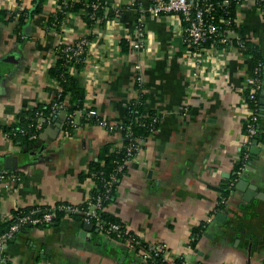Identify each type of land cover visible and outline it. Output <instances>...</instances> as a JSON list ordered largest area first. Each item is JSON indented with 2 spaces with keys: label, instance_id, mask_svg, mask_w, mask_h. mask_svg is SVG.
<instances>
[{
  "label": "crops",
  "instance_id": "crops-1",
  "mask_svg": "<svg viewBox=\"0 0 264 264\" xmlns=\"http://www.w3.org/2000/svg\"><path fill=\"white\" fill-rule=\"evenodd\" d=\"M106 4L120 13L103 25L90 29L82 14L69 12L55 28L48 20L57 0H44L41 11L26 18L16 33V21L9 18L31 7V0H0V171L9 173L0 183V230L17 209L81 204L90 197V165L98 161L103 145L121 143L117 125L128 101L138 95V73L145 108L157 115L158 127L126 163L107 212L143 246L165 244L166 257L174 264H264V201L253 197L244 203V193L235 189L243 176L254 178L248 166L264 181V152L257 160L251 158L252 144L241 167L252 58L230 43L206 48L194 59L175 15L149 14V0ZM139 20L142 46L124 49L122 40L137 39ZM235 20L238 30L228 38L256 44L264 58V19L256 0H238ZM82 37H89V43L77 79L84 106L96 114L83 123L77 111L68 136L57 120L59 132L42 152H23L26 145L12 141L6 127L26 109L52 101L57 92L49 73L54 50ZM48 125L36 139H43ZM14 155L19 166L5 169L3 158ZM84 227L86 223L63 215L46 225L23 227L5 248L9 264H145L122 241Z\"/></svg>",
  "mask_w": 264,
  "mask_h": 264
},
{
  "label": "trees",
  "instance_id": "trees-1",
  "mask_svg": "<svg viewBox=\"0 0 264 264\" xmlns=\"http://www.w3.org/2000/svg\"><path fill=\"white\" fill-rule=\"evenodd\" d=\"M106 1L107 0H57L58 7H56L55 14L49 18L48 22L50 25L58 28L60 22L67 13H79L83 15L86 24L90 29H92L94 25H103L106 20L116 18L120 13V9H113L109 7L106 4ZM211 1L214 3H220L222 0ZM228 1V5H217L216 8V15L218 18H229L231 21L229 25L220 23V30L223 31L228 28L237 31L238 25L236 24L235 20V5L238 0ZM43 2L44 0H31V7H24L9 18V20L14 18L13 20L16 21V25L14 27V31L16 33L21 32L26 18L31 19L32 16L41 11ZM94 4H96V7L93 6ZM256 6L264 19V0H256ZM220 35H222L221 32ZM86 38L89 41V37ZM230 43H236L243 54L252 58L253 67L259 66L260 78L261 81H263L264 58L260 54L256 44L244 39L243 37H239V40L232 39L230 42L225 44H220L217 42V39H214L207 42L204 46L208 47L209 45L214 44L217 47H224ZM121 44L124 49H126L128 46V43L125 39L121 41ZM64 46V44H60L55 48V63L49 68L50 76L52 80L58 84L60 90L56 92L50 103L42 105L39 104L32 107L31 109H26L23 111L18 116L19 121L7 126L5 131H11L12 129H24L28 133H32L34 131L37 112H42V115L48 118V123H50L53 119L60 120L62 122V129L68 130L69 132H72L74 128V126L71 124V120H73V116L77 111H81V122L85 123L93 119V116H87L88 108L84 106V90L79 85L77 79V72L83 67L84 64L85 53L77 58L68 59L65 54L61 52V49ZM135 88L138 92V95L134 99L128 101L124 111V117L119 123L120 135L122 139L121 143L119 145L115 143L103 145L99 150L98 161L93 162L90 165L87 174L91 176L94 181V187L90 193L91 197H94L99 193L105 195L103 181L108 179L111 174H115L116 180L113 182L109 193L106 194L107 198L103 201L100 212L101 216L106 220L118 223L120 222L117 221L109 212H107L106 208L111 203V201H113L117 181L125 173L126 163L137 153V150H132L129 154L127 148L130 145H137L139 142L145 140L148 136L154 133L158 127L157 115L152 111L146 110L145 108L146 91L143 87V84L135 80ZM245 95L247 96V90L245 91ZM260 97L261 92H259L257 95V107L259 112L261 108ZM58 104L60 105L58 107L59 109L55 108V106ZM253 104L254 103L252 101H249V105ZM261 123L262 116L259 115L256 123V134L254 135V139H257L259 142H264V132ZM242 131L245 133V123L243 124ZM11 137L12 141H19V144L22 145H28L37 140H29L27 134L22 135L19 133H15V135L12 134ZM118 166H122L120 171H117ZM228 185H230V183ZM230 188L231 187H228L227 190ZM81 205L85 204L81 203ZM44 211L45 208L17 209L14 212L12 218L1 225L2 228L0 233L5 232L9 226L17 220L18 217L25 215L39 216L40 212ZM60 216H62L61 213H58L55 219L59 218ZM71 217L80 223H83L80 216L72 215ZM46 224L49 223L37 225L41 226ZM28 225L29 224H24L21 228L27 227ZM195 232L200 233V230L197 228Z\"/></svg>",
  "mask_w": 264,
  "mask_h": 264
},
{
  "label": "built area",
  "instance_id": "built-area-1",
  "mask_svg": "<svg viewBox=\"0 0 264 264\" xmlns=\"http://www.w3.org/2000/svg\"><path fill=\"white\" fill-rule=\"evenodd\" d=\"M228 0H222L220 3H214L211 0H149L147 12L152 15L160 14H173L180 21L184 41L187 46V53L190 57L197 59L202 50L209 47H215L214 44L205 47L204 45L214 39L220 44H225L231 40L227 34L235 32L231 29L220 30V23L229 25L231 23L229 18H218L216 15L217 5L226 6ZM96 7V4L93 5ZM220 32L222 35H220ZM137 39L134 41L130 37L125 39L131 49H138L142 46L143 26L142 21L139 20L136 25ZM239 40V37H236ZM89 43L86 37L79 38L70 44H64L61 52L65 54L68 59L77 58L85 53L86 46ZM55 52V51H54ZM139 67L136 66V69ZM135 80L141 82L140 74L134 75ZM142 83V82H141ZM57 84V83H56ZM60 88L57 84V91ZM247 96L245 98L246 106L248 108V115L245 120V135L247 137V144L243 152V161L241 167H244L245 160L249 156V147L252 144L254 135L256 134V123L260 115L258 109L257 95L262 91V81L260 78L259 66L253 67L251 74L246 80ZM249 101L254 104L249 105ZM58 104L55 108H58ZM59 109V108H58ZM81 113V111H79ZM96 114L94 109H88L87 116L91 117ZM48 118L42 115V112L36 113L34 124V131L28 133L24 129H12L10 134L15 135L19 133L22 135L27 134L29 140L37 138L38 133L47 123ZM73 125V120H71ZM117 129L120 132L119 124ZM64 136L69 135L68 130H63ZM129 134V133H128ZM140 142L137 145H130L127 149L130 154L132 150H139ZM122 166L117 167L120 171ZM7 171H0V183L4 181L9 175ZM116 180L115 174H111L108 179L103 181V189L105 195L102 193L94 197H90L84 202L85 205L74 203H58L51 207H46L44 212H40L39 216L25 215L18 217L17 220L9 226V228L0 233V264H9L8 257L5 253V248L10 238L19 231L24 224L37 225L43 223H50L56 218L58 213L65 217L72 215L80 216L83 223L92 224L93 227L98 229L101 234L112 237L115 240L122 241L130 250L137 251L140 259L145 264H174L166 257L165 244H146L142 245L140 241L130 232L126 227L118 222L108 221L101 216V208L103 201L107 198L106 194L111 190L113 182ZM197 234L191 237V242L196 240ZM190 245V244H189Z\"/></svg>",
  "mask_w": 264,
  "mask_h": 264
},
{
  "label": "water",
  "instance_id": "water-1",
  "mask_svg": "<svg viewBox=\"0 0 264 264\" xmlns=\"http://www.w3.org/2000/svg\"><path fill=\"white\" fill-rule=\"evenodd\" d=\"M260 103H261V113L264 115V80L262 81V91H261V97H260ZM61 127L60 122H57L56 119H53L51 123H49L48 128L44 130V132L41 134L43 136V139L38 137V139L34 143H30L26 146H24L23 152H27L30 148H37L39 149V152H42L45 148L46 144H49L52 140H54L59 132V129ZM259 141L257 139L252 140V146L250 148V157L254 159H258L261 152H264V146L260 147L258 145ZM4 165L3 167L7 170H16L19 166V158L18 156H7L3 158ZM249 171L254 173L253 181L251 182L250 179L247 176H243L242 178L238 179V181L235 184V189L238 191H242L244 193L242 197V201L244 203H249L252 198H256L258 200L264 201V192L261 191V188L264 186V181H262V175L259 171H255L254 168L248 166ZM243 205L238 206V209H244ZM222 214V213H221ZM227 214V213H225ZM224 215V214H223ZM88 227H84V231L88 230L89 232L92 231L93 225L92 224H86ZM96 233H99L100 231L98 229H95ZM225 233L227 230L224 231ZM224 233V234H225ZM83 234V231L81 232V235Z\"/></svg>",
  "mask_w": 264,
  "mask_h": 264
}]
</instances>
